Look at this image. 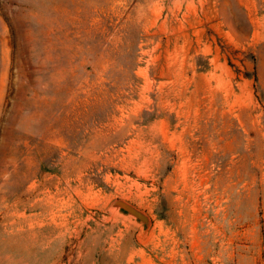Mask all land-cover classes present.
Listing matches in <instances>:
<instances>
[{
    "label": "rangeland",
    "instance_id": "374dc122",
    "mask_svg": "<svg viewBox=\"0 0 264 264\" xmlns=\"http://www.w3.org/2000/svg\"><path fill=\"white\" fill-rule=\"evenodd\" d=\"M0 264H264V0H0Z\"/></svg>",
    "mask_w": 264,
    "mask_h": 264
},
{
    "label": "water",
    "instance_id": "95a60500",
    "mask_svg": "<svg viewBox=\"0 0 264 264\" xmlns=\"http://www.w3.org/2000/svg\"><path fill=\"white\" fill-rule=\"evenodd\" d=\"M117 210L119 214L127 218L128 220L137 223L139 225H146L149 222V218L135 206L128 202L117 200L110 206V211Z\"/></svg>",
    "mask_w": 264,
    "mask_h": 264
}]
</instances>
